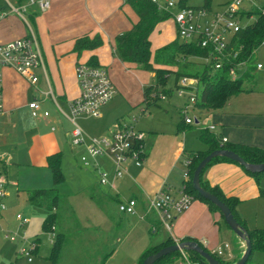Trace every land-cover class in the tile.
<instances>
[{
  "label": "crops",
  "instance_id": "obj_1",
  "mask_svg": "<svg viewBox=\"0 0 264 264\" xmlns=\"http://www.w3.org/2000/svg\"><path fill=\"white\" fill-rule=\"evenodd\" d=\"M34 13H36L35 9L32 14L34 15ZM33 15L30 16L33 21L32 29L41 45L46 76L43 75L42 71H39V82L35 87H32L13 70L0 68L4 107V112L0 116V174L5 175L7 178L9 182L8 190L10 188L15 189L16 193L20 192L21 188L29 187V185L21 183V175L26 174L28 183L40 179L42 175L47 180L48 175L46 174H49L51 178L48 169V158L60 155L61 163L63 161L68 135L72 130L71 125H73L70 121L69 106L79 95L75 76V65L78 62L89 63L92 57L97 58L98 64L108 69L111 80L120 93L119 95H122L124 99L127 98L126 95H129L122 79L124 76L130 75L138 89L147 87L154 77L153 73L139 70L134 64L121 62L114 53L115 37L131 30L138 22V17L129 5L124 4V0H51L47 11L39 12L36 17ZM171 22L167 20L160 23L156 29L175 30L174 23ZM26 35L27 31L23 27L22 20L16 15H10L0 20V45L23 38ZM95 35L101 37L103 46L97 50L85 51L78 57L73 52L75 41L85 36L93 38ZM175 39L176 37L167 43L174 42ZM165 45L167 44L165 43ZM194 60L196 61V59ZM193 63L197 64L196 62ZM199 65H202L201 61ZM177 87L178 82L175 83L174 89L176 90ZM49 92H51V96L45 97L44 94ZM129 99L128 104L130 107L139 106L137 104L139 103L138 100ZM116 100L114 98L107 103L101 110V116L94 118L95 121L105 120V125L96 133L98 136L95 138L106 135L109 129L112 128V126H109V117L118 108ZM34 101L40 105L38 116L35 118L29 109V104ZM181 105L180 114L184 105H186V99L182 101ZM153 106L160 108L157 103L150 102L144 110H141V114L146 116ZM194 109L198 110L196 107ZM222 110L223 108L217 110V112ZM44 113H47L48 116H44ZM219 114L216 117H212L211 114L207 115L209 117L207 121L215 129L216 126L220 129L219 134L214 133L215 129L212 130L214 132L211 133H214L215 137L221 141L226 139V143L229 144H242L264 150V116H261V114H227L225 112ZM181 120L174 136H164L159 132H155L151 136L154 140L148 151L144 148L145 157L140 168L132 165L127 168L125 176L129 178L131 168L141 169V173L134 181L137 188L133 189L134 187L131 186L128 189L130 193L128 199L136 200L137 210L140 209L141 211L144 202H146L148 209L146 214L148 213L150 216L147 218L145 214L142 221L146 223L148 229L153 222H156L155 215L148 208L149 200L163 186L171 187L176 193L179 187L168 182L169 174L178 164L183 165L186 156L207 150V146L201 140L202 150L200 148H197L198 150H188L184 142L178 140L179 135L185 138L192 129V125L187 126L184 123L183 116ZM199 121L200 118L197 119L195 124H198ZM77 126L79 125L77 124ZM135 126L138 131L144 133L142 129L137 128L136 122ZM203 129L209 130V125ZM84 132L86 133V131ZM156 142L157 146L158 143L163 146L158 157H156V152L153 150ZM144 144L146 147V142ZM69 149L77 155L82 152V150L73 149L71 146ZM203 180L210 187L218 188L224 197L237 199L239 201L237 207L256 204L264 199L260 197L259 188L261 186H258L256 181L248 176L242 168L234 164L218 163L207 168ZM182 184H185L184 179L181 186ZM120 194L121 191L115 185V188H111L110 192H103L101 196H103L102 198L117 199L119 202L123 200ZM194 202L189 210L174 222L173 238L180 242L187 239L200 243L205 242L207 248L211 250L212 241L209 234L212 231L214 233L215 230L214 225L211 224V216L220 215L211 213L207 205L202 202L198 200H194ZM148 219L153 221L152 224ZM243 225L247 230H253L248 229L245 223ZM237 242V257H234L233 254L232 260L229 261L232 264H236L245 251L241 246L242 241ZM222 244H218L214 248ZM233 253H235L234 250Z\"/></svg>",
  "mask_w": 264,
  "mask_h": 264
},
{
  "label": "rangeland",
  "instance_id": "obj_2",
  "mask_svg": "<svg viewBox=\"0 0 264 264\" xmlns=\"http://www.w3.org/2000/svg\"><path fill=\"white\" fill-rule=\"evenodd\" d=\"M231 1L211 0L208 8L211 9L212 13H216L222 11L224 4ZM253 2L258 9L264 6V0H253ZM10 3L16 6L14 0L10 1ZM183 4L191 8H201L204 7L205 0H184ZM253 6V3L247 2L244 3L242 9L246 11L257 9ZM0 9H7L4 0H0ZM35 11L36 13L33 16L36 17L39 15V11L37 8ZM31 14V10L26 13V21L33 28V21L29 17ZM168 20L170 22L173 21L170 18ZM254 20H256V16L251 15L250 18H244L242 24H252ZM22 24L27 31L25 23L22 22ZM20 28L22 29L21 25ZM174 28L176 30V27ZM175 30L168 29L164 31L161 28H155L151 32L149 36L151 63L158 49L162 48L163 45L166 46L165 43L167 45L170 44V42H167L171 39L173 40L175 37V41L177 40ZM179 42L184 44L183 41L179 40ZM257 52L255 60L264 64V46L260 47ZM190 62L197 63L191 68L192 71L201 70L202 66L199 65L200 60L196 59L195 61L191 59ZM154 67L169 71L165 90H171V93L170 96H165L166 100H158L156 103L160 108L151 107L146 116L141 114V110H144L146 106L143 103L144 89L146 87L144 89H138L135 82L130 78V75L124 76L122 79L129 94L124 99L122 95H119L120 93L111 80L117 90L115 98L117 99L118 108L109 117V126L113 127L118 120L128 123L136 121L137 128L139 127L144 131L146 151L152 145L154 139L151 136L155 132H159L164 136H174L176 128L182 121V115L179 113V109H181L182 101L185 99L178 98L174 89L176 81L175 75L180 72V64L177 63L176 66L161 65ZM156 88L161 91L160 88ZM242 88L245 92L235 94L231 97L221 112H217V110L199 111L200 109H194L193 112H190L189 117L192 119L200 118V121L198 124H192V129L189 131L187 137L183 138L182 135H179L178 140L183 141L188 150H198L197 148L202 150L203 145L200 144V135L202 128L211 125L207 121L209 119L207 115L209 114L212 117H216L222 112L240 115L261 114V116H264V70L254 72L252 80L246 81L242 85ZM155 94V91H153L150 97H154ZM132 98L138 100L139 103L137 104L139 106L133 108L129 106L128 99L131 100ZM85 118L78 117L76 119L77 124L86 131L88 136L97 137L98 135L96 133L105 125V120L95 121L92 118ZM71 126L73 130L74 126ZM210 132L214 131L210 130ZM219 132L220 129L216 126L214 133L219 134ZM162 147V144L159 145L158 143L157 146V142L154 143L153 150L156 152V157L162 152ZM69 148V143H66L64 158L60 166L64 181L56 186L58 192L63 196L57 212L58 220L56 231L63 233L67 237L58 264H142L141 262L138 263L142 254L149 247L161 243L168 235L161 230L156 234L149 235L148 226L142 221V217H145L148 211L144 200L142 211L140 209L137 210L138 216H128L119 212L118 202L113 198H102V193L110 192L111 188L99 184L98 173L96 171L90 168L83 169L79 164L80 154H73ZM183 171V165L178 164L169 174L168 182L180 187L183 181ZM140 173L141 169L131 168L129 170L130 178L125 176L121 181L116 182L117 189L121 191L120 197L123 200L129 198L130 193L128 189L131 186L134 187L133 189L137 188L134 181ZM46 175H48L47 180L42 175L40 179H35L28 183L26 174H23L20 176L22 178L21 183L29 185V187L21 188V191L18 193L12 188L8 190V199L6 200L7 211L3 213L2 220L0 221V264H27L26 259L16 261V254L23 246V242L19 240L17 243H11L5 240L3 232L6 231L19 233L20 237L27 241L40 239L39 242H36L37 250L33 255L31 264H52L47 259L52 250V244L54 242L53 235L45 234L42 231V224L47 216V212L45 209L33 208L27 203V191L54 188L49 174ZM260 186L264 189V176L260 179ZM236 209H238L236 213L238 219L245 223L248 229H264V199L256 204H246ZM17 215H21L28 221L23 228L19 226L16 220ZM211 224L214 225L215 230L214 233L212 231L209 234L210 240L212 241L210 249H213L218 244L228 243L235 251L233 253L234 257H237V241H239V238L225 225L220 216L212 215ZM106 255H108V259L105 258ZM249 264H264V252L255 250Z\"/></svg>",
  "mask_w": 264,
  "mask_h": 264
},
{
  "label": "built area",
  "instance_id": "obj_3",
  "mask_svg": "<svg viewBox=\"0 0 264 264\" xmlns=\"http://www.w3.org/2000/svg\"><path fill=\"white\" fill-rule=\"evenodd\" d=\"M6 10L0 9V20L10 15H16L25 23L27 35L7 44L0 45V68H8L21 76L32 87L39 82V71L46 76L45 60L40 42L32 27L26 21V13L37 8L39 12H45L50 7L51 0H14L16 6L10 1L4 0ZM153 4L157 12L167 13L176 27L177 39L184 44H192L203 49L207 56L199 59L213 72H224L232 80H238L247 72L246 61L233 62L237 54L229 52V44L234 34L238 33L245 25L241 13L247 12L242 9L244 3H253V0H232L224 5L222 11L212 13L210 8H191L181 6L180 0H148ZM258 9V8H257ZM250 11V10H249ZM33 15V14H31ZM30 15V16H31ZM29 16V17H30ZM264 46V40L260 47ZM259 47V48H260ZM258 48V49H259ZM255 54L257 56V51ZM255 72L264 70V64L256 61ZM75 76L79 88V95L71 102L70 114L71 123L74 129L68 135V143L73 149L82 150L79 156V164L83 169H92L98 173L99 184L115 188L116 182L127 174V168L132 165L140 168L144 161V133L138 131L135 126L136 121H118L109 129L106 135L95 138L89 137L76 124L78 117L99 118L102 108L113 100L117 95V90L111 81L107 69L100 65H91L88 62H78L75 65ZM201 85L196 78L182 77L178 81L175 90L178 98H185L181 114L184 123L192 125L197 119L189 117L197 103ZM51 96V92L44 94ZM164 100V96H160ZM32 116H38L40 105L34 101L29 104ZM4 112L2 76L0 74V116ZM44 116H48L44 113ZM197 123V122H196ZM213 125L209 130H214ZM226 139L222 140L225 143ZM190 161L184 160V183L188 181V166ZM9 182L5 175L0 174V221L7 209L6 198L8 197ZM194 201L187 191L185 184L176 193L169 186H163L149 200V210L155 215L156 222L150 225L152 234L159 230L166 233L172 240V245H179L180 241L173 238V225L176 219L189 210ZM120 213L128 216H138L137 202L134 199H125L118 202ZM141 219V218H140ZM19 226L23 228L27 220L21 215L16 216ZM143 220V217H142ZM4 238L11 243L23 242V246L16 254V261L26 259L27 264L32 263L33 255L37 250V243L33 240L22 239L19 233L9 231L3 232ZM202 248L208 250V254L221 264H228L233 258V249L228 243L217 246L209 250L205 242H201ZM245 249L243 242L241 243ZM179 255L173 262L163 264H201L194 259L190 252L179 250Z\"/></svg>",
  "mask_w": 264,
  "mask_h": 264
},
{
  "label": "trees",
  "instance_id": "obj_4",
  "mask_svg": "<svg viewBox=\"0 0 264 264\" xmlns=\"http://www.w3.org/2000/svg\"><path fill=\"white\" fill-rule=\"evenodd\" d=\"M183 1L184 0H180L181 6H185ZM210 1L211 0H205V5L203 8H208ZM124 4L129 5V7L133 10V12L138 17V22L132 27L131 30L115 37L113 50L121 62L126 64H134L139 70L154 74L151 84L144 89V104L148 105L150 102L156 103L158 100H160V96H170L171 93V90H165L169 71L156 69L154 66H176L177 63L180 64V72L175 75V83H177L182 77H190L198 79L201 85V91L195 105V107L200 110H220L225 107L231 97H233L235 94L245 92L242 88V85L246 81H251L254 76V64L256 62L255 51L260 47L262 41L264 40V6H262L261 9H253L241 13V16L245 18H250L251 15L256 16V20H254L252 24L245 25L238 33L233 35L230 41L229 52L231 54H237V58L233 60V62L246 61L247 64V72L245 75L238 80L232 81L224 72L215 73L211 70V68L205 65H201V70L192 71L191 68L195 64L190 62V60L205 58L207 54L203 49L195 45L181 44L178 39L158 49L155 52L151 63L149 36L158 24L168 20L170 16L167 13L157 12L153 4H151V2L148 0H124ZM102 46L103 41L99 35H95L93 38L85 36L75 41L73 52L76 53L78 57H80L83 52L97 50ZM89 63L95 66L99 65L97 58L95 57H92L89 60ZM156 87L160 88L161 91ZM153 91H155L156 94L154 97H150V94ZM200 140L207 146V150L205 152H197L194 155L186 156V159L190 161L188 166V181L185 182L186 191L191 196H193L194 200H198L207 205L211 213H218L223 219L222 214L215 206L202 199L195 191H193L192 177L194 170L205 156L217 150H229L237 154L248 164H264V150L242 144H229L226 142L222 143V141L215 137L208 129H203L201 131ZM218 163H230L237 165L223 157L212 159L200 176V185L205 191L211 193L222 203H224L229 208L236 221L246 230L251 242V255L248 262L246 263L249 264V261L251 260L252 254L255 250L264 252V230H247L236 215V208L239 204V201L237 199L224 197L218 188L210 187L209 184L203 180V175L207 168ZM60 166V155H54L48 158V169L51 174L54 188L48 190L41 189L27 191V203L33 208L45 209L47 212V216L42 224V231L45 234L53 235L54 242L52 244V250L49 258L47 259L52 264H58L64 249L63 245L67 239L63 233L56 231L58 220L57 212L60 202L63 200V196L58 192L56 187L64 181V176L61 172ZM244 171L248 176L252 177L256 181L258 186H260V179L262 176H264V173L252 174L246 170ZM259 192L260 197L264 198V189L259 188ZM114 200L117 201V199ZM146 216L148 218L150 214L147 213ZM149 221L152 224L153 221ZM154 223L155 222H153V224ZM148 233L149 235H153L150 229H148ZM39 240L40 239H36L35 242H39ZM184 241L193 240L187 239ZM197 243L203 247L200 242ZM172 244V240L170 237H168L161 243L149 247L142 254L138 263H143L144 259L149 255L155 254L159 250ZM204 250L208 253L207 249ZM178 255L179 254L177 252L173 253L163 258L156 264L173 262V259L177 258ZM190 255L194 259L201 262V264H207V262L197 254L190 252ZM107 257L108 255H106L105 258ZM218 261L220 262V259H218Z\"/></svg>",
  "mask_w": 264,
  "mask_h": 264
},
{
  "label": "water",
  "instance_id": "obj_5",
  "mask_svg": "<svg viewBox=\"0 0 264 264\" xmlns=\"http://www.w3.org/2000/svg\"><path fill=\"white\" fill-rule=\"evenodd\" d=\"M217 157L226 158L252 174L264 173V164H260V165L248 164L237 154L229 150H217L209 153L200 161V163L197 165L196 169L194 170L192 177L193 191H195L202 199L209 202L220 211V213L223 216L225 225L236 235L237 238H239V240L243 242L245 251L236 264H246L251 255V242L249 240L246 230L236 221L235 217L224 203H222L217 197H215L211 193L205 191L200 185V176L203 170H205V168L212 161V159ZM179 250L195 253L198 256H200L202 259H204L207 262V264H221L211 255H209L195 241H182L179 243V245L167 246L159 250L157 253L146 257L142 264H156L163 258L173 253H176Z\"/></svg>",
  "mask_w": 264,
  "mask_h": 264
}]
</instances>
